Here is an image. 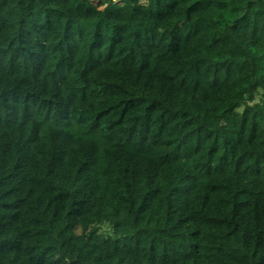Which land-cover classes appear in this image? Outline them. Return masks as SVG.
<instances>
[{"label":"trees","instance_id":"16d2710c","mask_svg":"<svg viewBox=\"0 0 264 264\" xmlns=\"http://www.w3.org/2000/svg\"><path fill=\"white\" fill-rule=\"evenodd\" d=\"M103 1L0 0V264H264V0Z\"/></svg>","mask_w":264,"mask_h":264},{"label":"rangeland","instance_id":"374dc122","mask_svg":"<svg viewBox=\"0 0 264 264\" xmlns=\"http://www.w3.org/2000/svg\"><path fill=\"white\" fill-rule=\"evenodd\" d=\"M93 4H96L99 6V8H102L104 6V1L103 0H90ZM103 1V2H102ZM114 2H117V3H120L121 0H112ZM146 1L145 0H140V3H145ZM260 95H261V90L258 89L255 91V94H254V98H253V101L252 102H256L259 100L260 98ZM242 110V106L239 107L237 109V111H241ZM109 230L108 226L106 225H102V226H99V232H107ZM77 232H79V230L77 229L76 230Z\"/></svg>","mask_w":264,"mask_h":264}]
</instances>
